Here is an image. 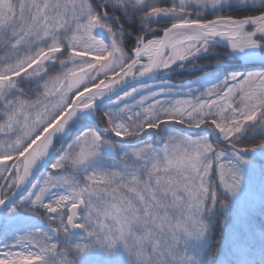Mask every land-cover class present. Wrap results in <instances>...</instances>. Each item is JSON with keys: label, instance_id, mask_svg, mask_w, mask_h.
Masks as SVG:
<instances>
[{"label": "snow or ice", "instance_id": "1", "mask_svg": "<svg viewBox=\"0 0 264 264\" xmlns=\"http://www.w3.org/2000/svg\"><path fill=\"white\" fill-rule=\"evenodd\" d=\"M257 205L264 0H0V264H264Z\"/></svg>", "mask_w": 264, "mask_h": 264}, {"label": "trees", "instance_id": "2", "mask_svg": "<svg viewBox=\"0 0 264 264\" xmlns=\"http://www.w3.org/2000/svg\"><path fill=\"white\" fill-rule=\"evenodd\" d=\"M199 63H204V61H200ZM173 83L179 84L182 82L181 77L178 75H173ZM232 223L231 217L226 218L220 222L218 227V232L224 230L226 224ZM252 223L256 226L257 229L260 228L261 225H264V214L260 212L259 206L253 210L252 213Z\"/></svg>", "mask_w": 264, "mask_h": 264}]
</instances>
